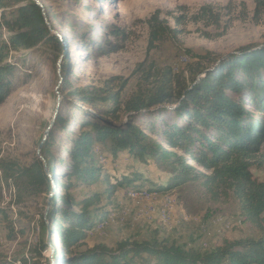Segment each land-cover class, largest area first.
Returning a JSON list of instances; mask_svg holds the SVG:
<instances>
[{"label": "rangeland", "instance_id": "1", "mask_svg": "<svg viewBox=\"0 0 264 264\" xmlns=\"http://www.w3.org/2000/svg\"><path fill=\"white\" fill-rule=\"evenodd\" d=\"M38 1L47 9L52 33L66 52L57 58L45 48L10 55L11 62H7L15 64L18 84L0 106V163L21 167L32 163L56 109L58 94L62 96L59 112L71 117L75 113V91L89 88L120 92L121 102L126 103L140 91L150 90L168 72L172 76L184 74L187 79L190 70L210 67L241 47L264 45V23L254 18L255 0ZM205 6L211 7L212 16L202 18L200 11ZM154 18L169 29L160 41L152 38ZM63 56H68L66 85L61 84V65L58 67ZM174 110L171 106L154 107L136 113L131 121L141 129L155 123V135L150 136L167 148L156 134L166 124L181 122ZM126 115L123 112L107 121L122 125ZM70 123L73 125V118ZM71 129L77 132V127ZM55 134L50 154L59 182L71 183L67 193L77 202L98 194L89 209L96 216L103 212L109 215L106 222L94 228L81 250L99 244L115 249L122 242L157 239L180 248L210 251L227 243L256 240L264 234L261 222L244 221L231 192L211 193L202 183L168 193L149 192L153 185H166L170 173L158 168L152 159L143 162L127 151L114 157L108 148L96 150L102 182L91 187L75 186L67 180L65 171L69 138L60 131ZM186 159L190 157L186 155ZM256 160L264 163V148ZM252 174L256 181H264L263 168L255 166ZM135 176L143 178L140 190L124 185L109 196L108 182L115 184L117 179ZM133 184L141 185L138 181ZM58 192L65 195L66 189L60 187ZM50 194L32 196L22 184L7 181L0 169V209L7 215L0 217V263L51 264L52 244L57 249L61 244L42 217ZM48 232L51 247L47 245ZM44 244L48 249L42 250Z\"/></svg>", "mask_w": 264, "mask_h": 264}, {"label": "trees", "instance_id": "2", "mask_svg": "<svg viewBox=\"0 0 264 264\" xmlns=\"http://www.w3.org/2000/svg\"><path fill=\"white\" fill-rule=\"evenodd\" d=\"M210 8L201 9L202 18L212 16ZM45 12L47 19L33 0H0V106L18 84L16 66L7 62L12 53L45 48L57 58L66 52L63 43L52 33L47 9ZM254 18L264 23V0H255ZM155 21L154 18L151 22L152 38L160 41L169 29ZM67 61L65 56L61 63V84L65 85L68 84ZM213 64L190 70L187 79L184 74L172 76L168 72L150 90L140 91L126 103L121 102L120 92L105 93L89 88L75 91L76 105L72 104L75 113L70 117L59 112L43 145L41 154L46 168L36 156L25 167L0 163L5 179L22 184L32 196L53 193L47 220L61 244L59 249L52 244L55 264H264V234L256 240L227 243L210 251L180 248L157 239L122 242L115 249L99 244L81 250L94 228L106 222L109 215L103 212L96 216L89 209L99 198L98 194L77 202L67 193L72 185L59 182L50 154L55 133L60 131L69 138L70 145L65 149L69 160L66 178L75 182V186L86 187L102 182V169L97 167L96 158L99 148H108L114 157L127 151L143 162L152 159L171 177L166 185H153L149 192L168 193L193 183H202L215 194L225 190L239 203L245 222H261L264 228V181H256L252 174L255 166L264 169L262 161H255L264 148V45L241 47ZM158 106L175 107L174 114L181 121L166 124L164 130L157 131L167 148L150 136L155 135V123L141 129L131 121L136 113ZM123 112L127 115L122 125L107 121ZM74 126L77 132L71 129ZM48 175L54 176L55 189ZM137 181L139 187L133 184ZM142 182L139 176L123 177L115 184L108 182V194L113 196L117 187L124 185L140 190ZM60 187L66 189L65 195L59 194ZM0 217H7L3 209ZM43 249L48 246L44 244Z\"/></svg>", "mask_w": 264, "mask_h": 264}, {"label": "water", "instance_id": "3", "mask_svg": "<svg viewBox=\"0 0 264 264\" xmlns=\"http://www.w3.org/2000/svg\"><path fill=\"white\" fill-rule=\"evenodd\" d=\"M35 1L43 10V15L44 17L47 19V16H46V12H45V9L43 7V5L38 1V0H33ZM64 60V56L62 57L61 60L58 61V67H60L61 63L63 62ZM60 71V69H59ZM61 102H62V96L60 94H58V97H57V105H56V109L52 115V118L48 124V126L46 127L45 131H44V134H43V139L42 141L39 143L38 147H37V150H36V157L38 159H40L41 161H43L44 165H45V168H46V162L41 154L42 152V148H43V145L45 143V141L47 140L48 136H49V133L50 131L52 130L54 124H55V121H56V118L59 114V111H60V106H61ZM52 196H53V193L50 194V196L48 197L47 199V204H46V207H45V212H44V220L47 222V215H48V212L50 211V209L52 208ZM50 238H51V235H50V232H48V237H47V245L49 247H51L50 245ZM50 260H51V264H54V260H53V249L51 248V255H50Z\"/></svg>", "mask_w": 264, "mask_h": 264}, {"label": "bare ground", "instance_id": "4", "mask_svg": "<svg viewBox=\"0 0 264 264\" xmlns=\"http://www.w3.org/2000/svg\"><path fill=\"white\" fill-rule=\"evenodd\" d=\"M4 33H5V35H4V39H7L8 34H7L6 30H4ZM12 54H13V53H12ZM8 62H11V61L9 60Z\"/></svg>", "mask_w": 264, "mask_h": 264}]
</instances>
